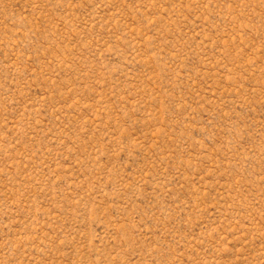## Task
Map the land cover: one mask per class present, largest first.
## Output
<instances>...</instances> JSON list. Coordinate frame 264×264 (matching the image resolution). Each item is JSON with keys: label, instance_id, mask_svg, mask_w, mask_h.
<instances>
[{"label": "rangeland", "instance_id": "rangeland-1", "mask_svg": "<svg viewBox=\"0 0 264 264\" xmlns=\"http://www.w3.org/2000/svg\"><path fill=\"white\" fill-rule=\"evenodd\" d=\"M0 264H264V0H0Z\"/></svg>", "mask_w": 264, "mask_h": 264}]
</instances>
